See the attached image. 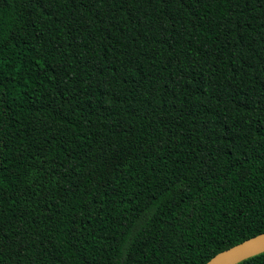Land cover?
<instances>
[{
  "label": "trees",
  "instance_id": "trees-1",
  "mask_svg": "<svg viewBox=\"0 0 264 264\" xmlns=\"http://www.w3.org/2000/svg\"><path fill=\"white\" fill-rule=\"evenodd\" d=\"M262 233L264 0H0V264H205Z\"/></svg>",
  "mask_w": 264,
  "mask_h": 264
},
{
  "label": "water",
  "instance_id": "water-1",
  "mask_svg": "<svg viewBox=\"0 0 264 264\" xmlns=\"http://www.w3.org/2000/svg\"><path fill=\"white\" fill-rule=\"evenodd\" d=\"M262 252H264V233L218 253L205 264H236Z\"/></svg>",
  "mask_w": 264,
  "mask_h": 264
},
{
  "label": "rangeland",
  "instance_id": "rangeland-1",
  "mask_svg": "<svg viewBox=\"0 0 264 264\" xmlns=\"http://www.w3.org/2000/svg\"><path fill=\"white\" fill-rule=\"evenodd\" d=\"M5 252H6V247L3 244V242L0 241V262L3 259V256H4Z\"/></svg>",
  "mask_w": 264,
  "mask_h": 264
}]
</instances>
